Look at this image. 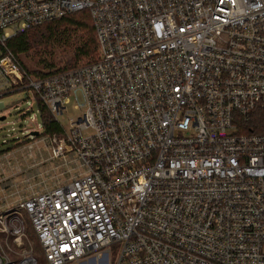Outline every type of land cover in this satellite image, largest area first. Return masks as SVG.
Instances as JSON below:
<instances>
[{"label":"built area","instance_id":"obj_1","mask_svg":"<svg viewBox=\"0 0 264 264\" xmlns=\"http://www.w3.org/2000/svg\"><path fill=\"white\" fill-rule=\"evenodd\" d=\"M81 11L95 60L34 77L8 49ZM21 90L80 113L49 142L85 171L19 205L48 264H264V0H0V97Z\"/></svg>","mask_w":264,"mask_h":264},{"label":"rangeland","instance_id":"obj_2","mask_svg":"<svg viewBox=\"0 0 264 264\" xmlns=\"http://www.w3.org/2000/svg\"><path fill=\"white\" fill-rule=\"evenodd\" d=\"M51 47L49 50L54 52V61L57 67H65V70L97 58L83 59L74 65V63H70L73 57L71 49L57 45H51ZM22 59L32 71L42 69L38 66V60L34 54L25 55ZM0 111L6 117V120L0 121V128H2L0 129V153L6 151L13 144L15 145V149L0 155V215L10 219L11 215L20 212L19 205L27 196L37 193L41 189L47 190V188L65 183L72 177L83 173L85 169L83 161L76 154L53 158L49 136H38L35 139L26 138L27 130L37 129V125L34 124V115L38 116L37 123L42 124L39 105L29 90L16 91L0 97ZM24 113L27 115L23 116ZM79 115L80 113L74 109V104L71 103L68 105L65 117L59 119L61 126L65 129L69 128L70 119L75 120ZM25 138L30 141H24ZM32 143H34L33 147L30 146ZM21 214L22 216L17 219L16 223L21 226L23 224L25 227L23 245L19 247L13 241L16 236L14 231L10 238H7V234L0 232V244L4 247L7 256L15 263L24 259V255L21 254L24 250L33 252L37 264H48L43 252L39 250L36 238H34V230L29 225L28 215L25 212ZM7 225L10 226L8 223ZM75 264H97V262L95 258H88Z\"/></svg>","mask_w":264,"mask_h":264},{"label":"trees","instance_id":"obj_3","mask_svg":"<svg viewBox=\"0 0 264 264\" xmlns=\"http://www.w3.org/2000/svg\"><path fill=\"white\" fill-rule=\"evenodd\" d=\"M51 45L71 49L73 57L70 63H74V65L83 59H95L98 54V44L89 11L69 14L63 18L31 27L17 34L7 43L8 49L17 57L23 68L36 77H46L65 70V67H57L54 61V52L49 50V48H52ZM30 53L34 54V57L38 60V66L42 67V69L32 71L26 66L22 57ZM38 105L43 126L41 136L61 137L64 134V129L61 124L52 117L41 102ZM251 123L257 132L264 133L263 117L252 120ZM28 140L30 141V139L24 141ZM13 148L15 149L14 144L6 151H2L0 155L13 150ZM11 217L17 218V214H13ZM28 222L32 226L29 217ZM34 238L38 242L39 250L43 252L37 236L35 235Z\"/></svg>","mask_w":264,"mask_h":264},{"label":"crops","instance_id":"obj_4","mask_svg":"<svg viewBox=\"0 0 264 264\" xmlns=\"http://www.w3.org/2000/svg\"><path fill=\"white\" fill-rule=\"evenodd\" d=\"M34 143H32V145H33ZM36 144V143H35ZM48 189V188H47ZM49 189H51V188H49ZM46 189H41L39 192H37V193H32V194H30L29 196H27L25 199H27V198H29V197H31V196H33V195H35V194H38V193H42V192H44ZM24 199V200H25ZM23 200V201H24ZM21 213H23L22 211H20L18 214H17V218H12L11 216H10V219H8V218H6V222L10 225L9 227L12 229L13 228V222H18L17 221V219L19 218L20 219V217L22 216V214ZM21 214V215H20ZM20 223V222H19ZM20 227H21V229H22V231L24 232V234H25V227L23 226V224H22V226L20 225ZM24 251V250H23ZM22 251V252H23ZM33 253V252H32ZM22 254V253H21ZM10 259V258H9ZM11 260V259H10ZM11 261H13V260H11ZM14 262V261H13Z\"/></svg>","mask_w":264,"mask_h":264},{"label":"water","instance_id":"obj_5","mask_svg":"<svg viewBox=\"0 0 264 264\" xmlns=\"http://www.w3.org/2000/svg\"><path fill=\"white\" fill-rule=\"evenodd\" d=\"M6 120V117H1L0 121ZM40 134L38 132L32 133L31 136L38 137Z\"/></svg>","mask_w":264,"mask_h":264}]
</instances>
